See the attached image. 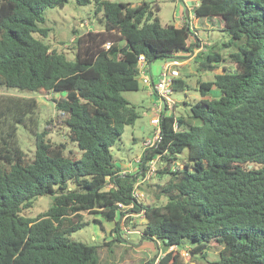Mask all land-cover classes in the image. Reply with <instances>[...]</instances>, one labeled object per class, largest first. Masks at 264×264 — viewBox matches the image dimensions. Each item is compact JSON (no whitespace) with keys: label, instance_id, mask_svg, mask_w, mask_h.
Listing matches in <instances>:
<instances>
[{"label":"trees","instance_id":"trees-1","mask_svg":"<svg viewBox=\"0 0 264 264\" xmlns=\"http://www.w3.org/2000/svg\"><path fill=\"white\" fill-rule=\"evenodd\" d=\"M67 1L0 0V86L62 93L53 98L56 121L82 151L80 159L67 155L64 143L45 138V128L26 158L17 128L35 127L37 100L0 94V264H110L99 261L97 246L68 235L87 223L84 213L115 222L118 230L127 211L143 212L142 241L162 245L163 253L144 264H188L183 251L198 261L209 250L218 255L211 264H264V0L193 6L196 18L216 20L229 36L224 45L234 46L232 67L198 81L201 98L189 108L198 123L163 110L160 139L144 149L133 172H123L110 150L140 116L122 92L139 89V55L146 70L158 60L189 57L200 47L197 30L188 22L162 25L145 1L96 0L103 28L77 35L70 60L41 39L49 29L40 26L46 7ZM195 60L206 71L226 59L207 51ZM185 85L176 78L172 87ZM157 156L166 162L158 172L169 178L156 184L155 196L166 200L145 204L132 191ZM180 159L182 166L172 169ZM42 195L53 196L51 206L33 218L21 214Z\"/></svg>","mask_w":264,"mask_h":264},{"label":"rangeland","instance_id":"rangeland-1","mask_svg":"<svg viewBox=\"0 0 264 264\" xmlns=\"http://www.w3.org/2000/svg\"><path fill=\"white\" fill-rule=\"evenodd\" d=\"M111 1L129 2L133 5L140 4L143 1L148 2L162 25L173 24L180 26L185 23L184 8H188V11L192 13L191 19H196L192 12V5H187L185 0ZM193 4L196 3L194 2ZM96 9V0H90L87 4H79L76 0H68L63 7H46L43 10L44 22L40 23V26L49 29L48 35L43 38L37 33L34 35L41 37L44 42L49 44L51 49L64 53L68 59L74 60V38L86 31L103 28L100 22L102 11H96ZM187 22L192 26L194 25L193 22H189V18ZM197 22L198 20L195 23ZM202 22L204 24L203 18L199 19V28L193 26L199 36V39L195 40L196 44L200 46L197 52L217 51L226 60L225 62L218 63V67L214 70L203 71L197 68L198 62L195 60V54L191 57L184 56L180 59L182 63L178 66L179 76L177 78L183 79L186 85L183 88L173 89L170 97L175 103L173 109L175 116L183 117L190 124L198 123L197 119L189 117L190 105L201 98L198 90V81L212 80L214 74L220 72L221 68L232 67L229 53L234 50V46L224 45L229 40V36L220 30L216 20H208V24L204 25ZM192 53H195V50ZM158 66H160L159 61H155L154 70H157ZM138 81V90L123 91L122 94L136 106L140 116L134 124L125 125L121 136L110 149L116 164L123 167L127 172H133L136 169L134 161L136 158L141 157L144 151L143 142L148 137H151L154 132V128L150 124L151 111L149 109L152 99L148 94L149 90L147 86H145L141 79H138ZM0 94L34 97L37 100V108L32 115L35 119V127H32L31 130L29 126L25 127L23 124H19L17 128V141L25 152L26 158L33 157L35 134L42 132L45 128L46 139L54 143H64L67 155L77 159L82 157L81 149L77 146L76 142L71 141L68 137V128L56 121L58 111L54 106L53 98L57 99L62 93H44L42 91L20 90L18 88L0 86ZM47 121H50L49 124H47ZM142 126L144 129L141 128ZM180 157H186V150L180 154ZM177 162H179L178 167H181L183 160L180 159ZM165 166L166 162L164 163L160 159L156 163L155 170L150 177L146 178L139 185L138 190L143 203L162 204L165 202L166 199L163 196L159 198L155 196V192L158 190L156 184H163L169 178V174L158 172L159 169H163ZM140 178L144 177L141 176ZM52 201V195L38 196L34 199L32 206L24 209L21 214L33 218L51 206ZM95 218L99 221L95 222ZM84 220L87 223L71 232L68 237L74 241L97 246V256L100 262L110 264H144L155 253H163L160 242L141 240V227L144 222L142 213L127 212L125 216L119 219L118 230H114L116 227L115 222L106 221L97 214L84 213ZM119 236L120 238H118ZM185 245L188 248L192 243L189 242ZM182 255L188 264H211V261L218 256L215 250H209L207 258H200L198 261L193 260L188 251H183Z\"/></svg>","mask_w":264,"mask_h":264},{"label":"built area","instance_id":"built-area-1","mask_svg":"<svg viewBox=\"0 0 264 264\" xmlns=\"http://www.w3.org/2000/svg\"><path fill=\"white\" fill-rule=\"evenodd\" d=\"M110 42H106L105 46L109 47ZM193 56V53L189 56L191 57ZM182 63V61L180 59H165L162 60L161 63V67L160 70L157 74V76H153L151 75L147 70H146V63H145V58L144 56L141 54L139 55L138 58V79H141L143 81V83L145 84V86H147L149 92L156 96L157 101L153 104L152 110H151V120L150 123L154 128V132L153 135L151 137H148L144 142V149L145 148H149L152 147L156 144V142L160 139V121L162 118V112L163 110L166 108L168 110H173L174 109V101L173 99L170 97L172 91H173V82L174 80L179 76V69L178 66H180V64ZM178 128V123L175 122L174 123V129ZM140 159L141 157H138L135 159V166L137 167L140 163ZM160 160V158L154 157L151 160H149L146 164H145V174H144V178H138L134 184V188L132 191V195L137 198L138 200L140 199V193L138 190L139 185L145 181L146 178H149L150 175L153 173V171L155 170V166L156 163ZM173 168H176L179 166V162L175 161L172 163ZM127 170L123 171L126 172ZM119 206L123 209H130L133 205L132 203L129 205H122L121 203H119ZM127 212H132V211H127ZM127 212H125V214L123 216H125L127 214ZM132 213H137V212H132ZM138 213H142L143 212H138Z\"/></svg>","mask_w":264,"mask_h":264},{"label":"crops","instance_id":"crops-1","mask_svg":"<svg viewBox=\"0 0 264 264\" xmlns=\"http://www.w3.org/2000/svg\"><path fill=\"white\" fill-rule=\"evenodd\" d=\"M185 2H186V4L187 5H192V7L193 6H195L198 2H199V0H185ZM196 3V4H193V3ZM191 12H189L188 11V8H184V16H185V19H186V22L188 21V18H189V22H193L194 23V27H196V28H199L198 27V23H199V19H201V18H196L195 20H193V19H191L192 18V13L190 14ZM198 20V22L197 23H195L196 21ZM203 20H204V24H208V20H207V18H205V17H203ZM195 21V22H194ZM202 24H203V22H202ZM203 24V25H204ZM177 26V25H176ZM195 50V53L199 50L198 49V47L197 48H195L194 49ZM195 53H193V55L195 54ZM159 61V64H160V66H158V69L157 70H154V66H155V62H153L151 65H150V67H149V70H147L151 75H153V76H157V74H158V72H159V70H160V67H161V63H162V60H158ZM186 61V60H185ZM211 92H212V94L213 95H217L218 94V91L217 90H211ZM148 94L150 95V97H151V105H150V107H149V109H150V111L152 110V107H153V104L157 101V98H156V96H154V95H152L149 91H148ZM151 115V114H150ZM151 124V123H150ZM142 129H144V127L142 126L141 127Z\"/></svg>","mask_w":264,"mask_h":264}]
</instances>
